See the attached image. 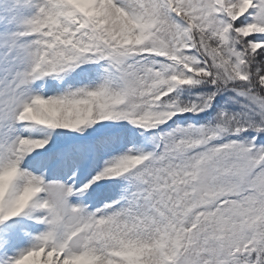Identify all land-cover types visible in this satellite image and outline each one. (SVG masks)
Listing matches in <instances>:
<instances>
[{
  "label": "snow or ice",
  "instance_id": "snow-or-ice-1",
  "mask_svg": "<svg viewBox=\"0 0 264 264\" xmlns=\"http://www.w3.org/2000/svg\"><path fill=\"white\" fill-rule=\"evenodd\" d=\"M30 126L108 159L47 180ZM0 264H264V0H0Z\"/></svg>",
  "mask_w": 264,
  "mask_h": 264
},
{
  "label": "rangeland",
  "instance_id": "rangeland-1",
  "mask_svg": "<svg viewBox=\"0 0 264 264\" xmlns=\"http://www.w3.org/2000/svg\"><path fill=\"white\" fill-rule=\"evenodd\" d=\"M52 83H56V81H52ZM44 94H51L47 91V83H45ZM96 127L98 126H93V128ZM93 128L85 129L82 133L63 129L44 130L40 126H30L28 129L22 130L20 134L32 138H43L44 135L50 133L48 144L25 157L24 166L28 169L31 167L29 164L37 167L34 168L35 173L37 175L43 173L47 180L54 179L48 176V170L55 166L59 173L63 174L64 177H68L67 182H75L77 185L86 183L91 176L103 167L104 160L108 159L107 156L93 157L90 155L86 163L81 162L80 153L76 151L75 146L85 144L88 137L97 135L98 133L94 132ZM135 131L139 134V130ZM69 147L73 149L71 152H60L61 149H68ZM54 180L61 181L60 178ZM114 183L113 181H100L98 184L92 185L84 196H75L71 199L73 202L98 206L103 200L115 194L112 188Z\"/></svg>",
  "mask_w": 264,
  "mask_h": 264
},
{
  "label": "bare ground",
  "instance_id": "bare-ground-1",
  "mask_svg": "<svg viewBox=\"0 0 264 264\" xmlns=\"http://www.w3.org/2000/svg\"><path fill=\"white\" fill-rule=\"evenodd\" d=\"M26 165H27V164H26ZM29 166H31L29 170L35 172V169H34V168H37V167H35V166L31 165V164H29ZM38 169H40V168H38ZM46 171H47V170H46ZM35 174H37V173H35ZM60 174H61V173H59V172L55 169V166H54L53 168H50V169L48 170V176H50L51 178H57ZM67 180H68V177H63V179H62V181H64V182H67Z\"/></svg>",
  "mask_w": 264,
  "mask_h": 264
}]
</instances>
